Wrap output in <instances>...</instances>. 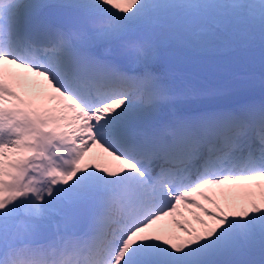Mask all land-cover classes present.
Returning <instances> with one entry per match:
<instances>
[{
    "label": "snow or ice",
    "instance_id": "obj_1",
    "mask_svg": "<svg viewBox=\"0 0 264 264\" xmlns=\"http://www.w3.org/2000/svg\"><path fill=\"white\" fill-rule=\"evenodd\" d=\"M0 264H264V0H0Z\"/></svg>",
    "mask_w": 264,
    "mask_h": 264
}]
</instances>
